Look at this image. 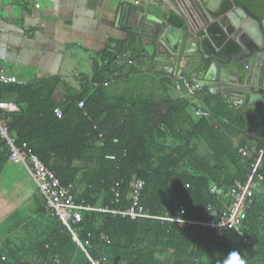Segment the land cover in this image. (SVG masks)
<instances>
[{
  "label": "trees",
  "instance_id": "1",
  "mask_svg": "<svg viewBox=\"0 0 264 264\" xmlns=\"http://www.w3.org/2000/svg\"><path fill=\"white\" fill-rule=\"evenodd\" d=\"M108 70L109 62L63 98L55 96V80L0 83V100L17 106L7 115L8 135L27 143L75 203L95 208L70 226L74 237L38 192L37 210L48 215L37 241L14 258L2 246L0 264H71L79 245L97 264H227L231 253L244 264H264V158L242 235L178 221H204L208 207L217 214L228 198L210 187L226 192L246 180L264 143V101L243 108L201 96L205 114H186L141 80L121 78L116 88ZM8 160L0 142V172ZM134 178L143 180L138 205L147 217L118 213L131 207Z\"/></svg>",
  "mask_w": 264,
  "mask_h": 264
},
{
  "label": "crops",
  "instance_id": "2",
  "mask_svg": "<svg viewBox=\"0 0 264 264\" xmlns=\"http://www.w3.org/2000/svg\"><path fill=\"white\" fill-rule=\"evenodd\" d=\"M142 9L141 4L133 6L123 0H0V64L21 84L55 80V96L63 98L69 91H80L82 84L90 82L99 68L109 62L108 71L116 78L111 82L117 81L118 89L123 88L121 78L141 80L158 94L168 96L173 111L187 114L203 108V97L216 94L204 89L196 92L198 96L180 95L175 81L165 74L170 67L166 66L165 57L154 58V62L141 57L124 75L121 73L129 59H117L111 70L112 58L124 53L127 36L142 16ZM144 28L152 33V27ZM142 42L151 45L153 40L143 37ZM107 77L110 79V75ZM224 99L243 108L264 101L261 98L239 103V97ZM20 168L23 177L19 175ZM25 180L30 181V187ZM0 182V248L13 249L14 258L15 250L30 248L37 241L48 213L37 210L41 202L35 200L38 191L18 162L8 160L4 164ZM85 261L78 250L71 264Z\"/></svg>",
  "mask_w": 264,
  "mask_h": 264
},
{
  "label": "water",
  "instance_id": "3",
  "mask_svg": "<svg viewBox=\"0 0 264 264\" xmlns=\"http://www.w3.org/2000/svg\"><path fill=\"white\" fill-rule=\"evenodd\" d=\"M123 1L141 4L143 13L124 53L112 58V71L117 59H129L124 75L141 57L153 62L165 57L170 65L165 74L182 96L196 84L209 94L239 97V103L264 98V0ZM143 37L153 43L143 44Z\"/></svg>",
  "mask_w": 264,
  "mask_h": 264
},
{
  "label": "built area",
  "instance_id": "4",
  "mask_svg": "<svg viewBox=\"0 0 264 264\" xmlns=\"http://www.w3.org/2000/svg\"><path fill=\"white\" fill-rule=\"evenodd\" d=\"M0 83L21 84L22 82L9 74L4 66L0 64ZM187 89L188 93L193 95L197 92L198 86L196 84L190 85ZM77 105L81 108L82 102H78ZM15 111H17L15 103L12 101L0 100V142H5L8 147V159L12 162H18L24 167L29 177L34 182L37 191L43 197L45 206L54 212L61 223L66 226L75 237L70 226L77 224L81 220L82 210H95V208L75 203L72 195L69 193L68 187L61 186L53 172L46 168L34 154L29 152L26 142H21L19 145L15 144L14 140L8 135L6 123L8 113ZM55 113L58 116L61 115L59 109H56ZM195 114L203 115L205 112L198 109L195 111ZM98 136H100V134ZM241 152L245 154L244 151ZM108 158L113 159V156H108ZM263 158L264 143L257 150V155L253 158L250 170L244 182L236 181L234 186L226 192L218 189L214 185L210 187V192L215 196L228 198V203L225 205L224 209L214 215L213 210L208 207L206 209L207 219L204 221H178L188 224H199L206 229H216L218 234H222L227 230H232L242 235L240 223L246 217L247 209L251 206L253 188L258 182L263 180V175L258 173ZM142 185L143 180L139 178L133 179L131 207L125 211L118 212L119 214L127 215L131 218L148 216L145 214L142 207L138 205V191L141 189ZM79 246L82 247L81 245ZM88 259L92 264H97V262L92 261L89 257Z\"/></svg>",
  "mask_w": 264,
  "mask_h": 264
},
{
  "label": "rangeland",
  "instance_id": "5",
  "mask_svg": "<svg viewBox=\"0 0 264 264\" xmlns=\"http://www.w3.org/2000/svg\"><path fill=\"white\" fill-rule=\"evenodd\" d=\"M18 172H19V175L20 176H22L23 177V171H22V169L20 168V169H18ZM1 181H4V182H6V180L5 179H1ZM24 181V180H23ZM30 181H27V180H25V183L28 185V187H30L31 185H30V183H29ZM0 184H3V182H0ZM5 185H6V183H5ZM3 187V186H2ZM79 252L81 253V255H82V257L85 259V260H87L88 259V257H87V254L85 253V251H84V249H83V247H79Z\"/></svg>",
  "mask_w": 264,
  "mask_h": 264
},
{
  "label": "clouds",
  "instance_id": "6",
  "mask_svg": "<svg viewBox=\"0 0 264 264\" xmlns=\"http://www.w3.org/2000/svg\"><path fill=\"white\" fill-rule=\"evenodd\" d=\"M227 264H244V262L238 259L236 253H231V258L228 260Z\"/></svg>",
  "mask_w": 264,
  "mask_h": 264
}]
</instances>
